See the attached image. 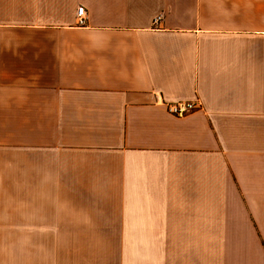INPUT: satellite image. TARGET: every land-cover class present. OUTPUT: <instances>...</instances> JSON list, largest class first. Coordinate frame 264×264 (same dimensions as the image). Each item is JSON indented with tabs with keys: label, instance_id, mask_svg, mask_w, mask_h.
I'll return each instance as SVG.
<instances>
[{
	"label": "crops",
	"instance_id": "obj_1",
	"mask_svg": "<svg viewBox=\"0 0 264 264\" xmlns=\"http://www.w3.org/2000/svg\"><path fill=\"white\" fill-rule=\"evenodd\" d=\"M0 264H264V0H0Z\"/></svg>",
	"mask_w": 264,
	"mask_h": 264
},
{
	"label": "built area",
	"instance_id": "obj_2",
	"mask_svg": "<svg viewBox=\"0 0 264 264\" xmlns=\"http://www.w3.org/2000/svg\"><path fill=\"white\" fill-rule=\"evenodd\" d=\"M85 7L81 5L78 8L77 14V24L83 26L86 24V14ZM160 17L157 18L159 20ZM167 110L170 114L176 117H184L189 115L195 111L201 110L203 108V104L201 101H179V102H170L167 103Z\"/></svg>",
	"mask_w": 264,
	"mask_h": 264
}]
</instances>
